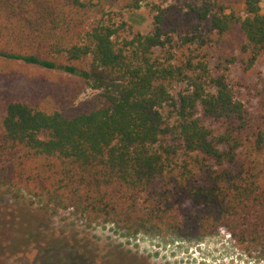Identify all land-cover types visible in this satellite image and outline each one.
Returning <instances> with one entry per match:
<instances>
[{
  "label": "trees",
  "instance_id": "obj_1",
  "mask_svg": "<svg viewBox=\"0 0 264 264\" xmlns=\"http://www.w3.org/2000/svg\"><path fill=\"white\" fill-rule=\"evenodd\" d=\"M160 1L144 34L123 18L143 0H0V77L44 86L0 112V197L17 202L0 209V257L70 213L129 236L224 230L264 259V77L252 99L229 78L264 64L262 0H192L185 16L209 25L192 36L181 0Z\"/></svg>",
  "mask_w": 264,
  "mask_h": 264
},
{
  "label": "rangeland",
  "instance_id": "obj_2",
  "mask_svg": "<svg viewBox=\"0 0 264 264\" xmlns=\"http://www.w3.org/2000/svg\"><path fill=\"white\" fill-rule=\"evenodd\" d=\"M160 0H143L142 6L135 11H127L123 18L136 30L146 34L153 31L155 11L153 4ZM171 0L163 3L167 6ZM192 0H181V10L177 23L178 33L194 35L206 33L209 25H199L194 17H187L186 4ZM264 14V0L261 4ZM181 15H184L183 17ZM176 15H172L171 19ZM176 23V22H175ZM215 40L216 35H212ZM223 50H234L233 38L228 39ZM208 53L211 67L217 64L218 47L213 44L205 51ZM38 71L37 67H31ZM264 77V64L259 61L253 69L244 72L241 64L236 63L230 70V84L245 99L247 87L253 86ZM0 77V112L10 101L38 102L43 97L44 86L26 79ZM242 84H245L244 86ZM183 86L177 85L172 90L177 97ZM94 92L87 90L78 101L92 96ZM28 203V200H25ZM12 199L0 197V209L15 207ZM145 228L135 236L126 235L113 225H86L70 213L46 220L41 227V234L36 243H30L20 254H3L0 264H264L254 254L247 256L231 240L224 230L213 235L200 238H182L165 229ZM5 239L8 235H4Z\"/></svg>",
  "mask_w": 264,
  "mask_h": 264
}]
</instances>
